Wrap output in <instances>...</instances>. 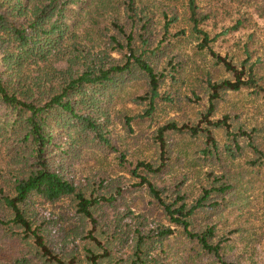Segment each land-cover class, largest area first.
I'll use <instances>...</instances> for the list:
<instances>
[{
	"label": "trees",
	"instance_id": "1",
	"mask_svg": "<svg viewBox=\"0 0 264 264\" xmlns=\"http://www.w3.org/2000/svg\"><path fill=\"white\" fill-rule=\"evenodd\" d=\"M151 2L0 0V240L11 242L13 248L18 245L0 264H176L190 258L229 264L211 220L234 188L235 179L224 162L247 150L252 157L246 164L264 168V142L256 139L261 129L247 130L240 124L232 128L227 117L209 119L222 93L251 88L253 94L264 95V75L255 73L254 63L247 70L243 65L238 69L209 48L240 22L210 37L200 26L207 15L199 11L196 0H186L189 34L231 71L232 78L212 81L206 75L205 126H178L172 120L163 124L154 136L159 162L138 161L130 169L138 180L137 190L152 199L164 223L145 224V215L132 213L127 204L110 218L107 208L116 209L112 200L119 189L100 193L95 181L79 184L67 175L85 150L115 149L109 126L126 82H145L143 94L128 97L145 105L142 117L152 116L158 100H173L160 92L166 74L158 66L171 39L185 30L166 37L167 26L176 20L172 14L158 39L153 15L144 13L151 4L165 19L172 11ZM131 119L125 118L127 123ZM212 129H221L222 144ZM168 130L203 136L201 156L220 163V174L206 173L207 183L194 201H186L178 187L169 201L163 196L165 188L159 183L168 167ZM57 203L70 208L72 225L42 217V208ZM57 235L60 242L55 241Z\"/></svg>",
	"mask_w": 264,
	"mask_h": 264
},
{
	"label": "rangeland",
	"instance_id": "2",
	"mask_svg": "<svg viewBox=\"0 0 264 264\" xmlns=\"http://www.w3.org/2000/svg\"><path fill=\"white\" fill-rule=\"evenodd\" d=\"M153 3L154 0H151ZM161 9H171L166 19L160 9H152L153 4L144 13L152 14L154 34L158 39L163 37V25L174 14L176 20L168 26L169 33L185 30L184 35L171 39L168 51L161 58L158 68L166 74L160 86V92L172 97V101H157V106L151 117H142L145 105L142 102H130L131 95H141L145 82L137 79L135 83H125L120 94L121 99L115 108V114L110 124V138L115 149H88L83 152L82 159L68 169V177L79 184L95 181L101 192L114 190L113 203L116 209L107 208L109 217L129 205L132 213H143L145 224L164 223L161 211L143 190H137L138 181L130 174L138 161L159 162L160 149L154 136L158 127L170 120L178 126L189 124L205 126L203 115L209 107L206 75L212 81L232 78L231 71L218 63L208 48H200L199 39L189 34L186 20V0H155ZM199 11L207 15L200 25L207 30L209 36L235 25L227 34L220 35L210 42L209 48L215 54L226 57L234 66L247 70L251 64L258 75H264V8L263 0H196ZM138 7V6H136ZM122 9V8H121ZM153 12V13H151ZM120 14V13H119ZM101 15V23L105 20ZM137 23L134 22V29ZM127 28V27H126ZM154 36V37H155ZM118 57L116 53L111 54ZM247 55L249 58L245 61ZM171 59V64H168ZM175 67V69H172ZM169 74L172 76L170 77ZM125 115L132 118L129 123ZM227 117L232 128L242 125L249 130L252 127L261 129L256 134L258 142H264V95L252 93L251 88H241L237 91L222 93L215 101L209 115L211 121ZM242 128V129H244ZM217 142L222 144L221 129H212ZM241 139V142H243ZM167 148L165 151L168 167L162 174L159 183L165 188L164 197H175L176 187L184 193L186 201H194L200 194L201 186L207 183L206 173L213 170L219 175L220 163L201 156L204 147L203 136L192 137L187 132L168 130L165 132ZM252 157L245 151L234 160L226 159L227 171L234 177V188L225 196L224 208L211 217L216 223L217 235L221 239L223 254L229 264H264V168L252 169L246 164ZM159 174V175H160ZM181 182V183H180ZM102 185V186H101ZM42 217L59 223L62 226L73 223L72 212L66 203L46 205L42 208ZM128 220V218L126 219ZM60 235L55 237L60 242ZM11 242L0 240V259L16 250ZM188 250L184 251L186 255ZM182 256V255H181ZM180 256V257H181ZM0 260V261H1ZM176 264H209L205 261L181 259Z\"/></svg>",
	"mask_w": 264,
	"mask_h": 264
}]
</instances>
